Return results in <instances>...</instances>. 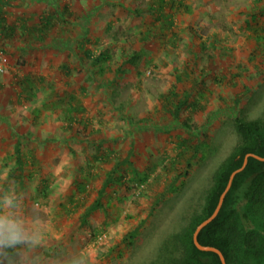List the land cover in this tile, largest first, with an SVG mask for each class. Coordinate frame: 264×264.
I'll list each match as a JSON object with an SVG mask.
<instances>
[{
  "label": "rangeland",
  "instance_id": "rangeland-1",
  "mask_svg": "<svg viewBox=\"0 0 264 264\" xmlns=\"http://www.w3.org/2000/svg\"><path fill=\"white\" fill-rule=\"evenodd\" d=\"M182 1L174 45L161 31L156 0H12L5 8L14 29L0 33V218L15 222L21 235L0 238V264H151L178 255L174 234L201 210L215 171L239 143L234 118H264V14L247 19L261 13L264 0ZM52 11H63L62 20L36 39L29 28ZM147 28L153 31L144 39L139 33ZM86 48H108V67L119 74L98 75ZM133 55L135 63L121 65ZM178 71L187 80L176 82ZM26 76L35 83L30 99L18 85ZM174 83L181 96L205 90V108L184 110L178 120L175 98L162 97ZM57 97L75 108V121L44 108ZM187 117L195 127L180 122ZM17 141L31 155L23 170ZM184 171L177 189L160 198ZM97 197L103 205L81 225ZM237 210L234 250L245 264H264V189ZM140 223L127 245L123 238ZM249 230L256 250L241 245Z\"/></svg>",
  "mask_w": 264,
  "mask_h": 264
},
{
  "label": "trees",
  "instance_id": "trees-1",
  "mask_svg": "<svg viewBox=\"0 0 264 264\" xmlns=\"http://www.w3.org/2000/svg\"><path fill=\"white\" fill-rule=\"evenodd\" d=\"M11 2L12 0H0V33L2 34H10V32H13L12 30L14 29V27H12L13 25L8 23L6 18L7 14L5 13V8L10 7ZM156 4L158 12L160 14L159 17H161L166 6V0H156ZM258 14L263 15L264 9L261 11V13L250 11L247 15V19L252 20L253 22L255 21V19H257ZM63 16V11L60 13H55L54 11L46 13L44 17L41 18L39 26L32 30H30L29 28V31L35 33L36 39L41 40L43 39L44 35L47 34L49 29L54 28L56 23L62 20ZM166 25V22L162 23L161 27L163 30H165ZM20 31L24 34L27 32L26 21L23 23ZM83 54L89 65L95 68L97 67L95 69V72H97V74L100 76L105 73V69L108 67V63L112 60V55L108 48L101 50L99 53H95L91 49L86 48L84 49ZM127 61H130V63H135L136 56L133 55L132 57L126 58L121 65H124ZM62 70H67L66 73L71 75V69H68L67 65L63 64ZM176 79V82L179 83L187 80L186 77L180 72L177 74ZM18 85L20 86L22 92L28 94V99L33 96L35 83L29 77H24V79H22V81L19 82ZM175 89L176 83H174L173 87L170 89L169 95L166 96L163 94L162 97L166 98V100H171V97L175 98L177 102H174L173 113L178 120L180 119L181 112H183L184 110H189L194 113L197 112V108H199L200 110L205 108V106L201 104V100L205 96V90L200 91L196 96H194L192 91L188 92L185 96H181V93L179 91L177 92ZM50 102L51 103H49V105H52L54 108L61 107V105L64 104L62 97H57V99ZM65 106L66 107L63 112L70 121H75V116H77V113L74 114L75 108L68 105ZM35 111L36 115L40 113V109L38 108L35 109ZM191 119L192 117H187L180 122H182L188 129H191L195 127L189 122V120ZM234 122L240 137L239 143L236 145L231 154L223 161L220 167L215 171L213 183L206 195L201 210L193 213V215L190 216L188 224L179 232L174 234L173 239L175 243L179 245L181 250L179 251L177 256L167 258L166 261L164 260L160 262H153L151 264H223L216 252L204 251L199 249L195 245L193 241L194 231L203 220L208 218L210 214L214 212L218 204L220 195L224 191L231 173L242 166L245 155L251 152L264 157V118L248 120L242 115H237L234 118ZM14 157L16 159L18 168L22 169L24 165L27 164L26 160H28V157H26L25 153L22 152L20 141H17L15 144ZM119 164L117 163L116 166H114L108 173V176L104 180L102 188L100 189V196L103 190L113 182V178L117 172ZM185 174H187V171H184L182 173L180 172L178 175H175L173 181L166 186L165 191L160 195V198H163L168 191L177 189L175 185L176 182L179 180V177L184 176ZM145 177L146 176L140 177V181H144ZM84 188L85 184L83 183L81 184L79 191ZM263 189L264 160H260L255 157H249L244 169L234 176L231 187L225 195L219 213H217V216L206 226H204L198 234L199 242L202 245L214 246L218 248L224 254L227 264H245V261L241 257H239V254H236L234 250L235 243L232 238V227L237 219L236 214H238L237 205L240 200L249 198L251 194L257 193L258 191ZM157 201H155L152 207H150V214L153 212L152 209L156 207L158 203ZM103 203L104 202L101 201L100 197H97L93 202L89 203L80 217L81 225H89L90 216L96 210H98L103 205ZM107 223V220H105V225ZM141 228L142 223L133 227L125 235L123 241L127 245L132 244L136 237L139 235ZM241 245L245 249L249 248V250L258 249L259 243L256 233L251 230L246 231L242 237ZM12 249V246L8 247V253H11ZM112 251H114V248H111L103 253L107 255ZM164 257H167V255H165Z\"/></svg>",
  "mask_w": 264,
  "mask_h": 264
},
{
  "label": "crops",
  "instance_id": "crops-1",
  "mask_svg": "<svg viewBox=\"0 0 264 264\" xmlns=\"http://www.w3.org/2000/svg\"><path fill=\"white\" fill-rule=\"evenodd\" d=\"M170 1L171 0H166V6H165V8H164V10H163V15L161 16V18H162V20L164 21V22H166L167 23V25L165 26V30H163V29H161V31L163 32V34L164 35H167V34H169V36L167 35V40H169V43H171L172 45H174V43H176L177 42V36H179V35H174L175 33H176V29H173L174 28V26H176V23L174 22V19H175V15L176 14H179L180 12H179V8H178V6L181 4L182 6H183V1L182 0H173V1H171L172 3H170ZM174 2H176V4H178L177 6L174 4ZM156 4V3H155ZM169 8V12H167L166 11V8ZM160 15V14H159ZM173 22V23H172ZM58 23V22H57ZM162 26V25H161ZM176 27H178V25L176 26ZM152 29L151 28H147L145 31H142V32H140L139 34H141V36H143L145 39H148V38H150V35H151V33H152ZM103 50V49H102ZM101 51V50H100ZM99 51V52H100ZM98 52V53H99ZM122 64V63H121ZM106 71H105V73L102 75V76H104V75H106L107 74V72H110V71H112L113 73H115L116 75L117 74H119L118 73V68H116V69H113L112 70V68L110 69L109 67H107L106 69H105ZM63 98V97H62ZM51 103V102H50ZM58 103H60V102H58ZM65 107L66 106H64L63 104L61 105V107H58V108H54L52 105L50 106L49 105V103H46V104H44V108L45 109H49V110H54V111H56V110H64L65 109ZM53 108V109H52ZM26 157H31V155H29L28 153H27V155H26ZM93 202V201H92ZM87 207V206H86ZM99 210V209H98ZM98 210H96L95 211V213L98 211ZM93 215V214H92Z\"/></svg>",
  "mask_w": 264,
  "mask_h": 264
},
{
  "label": "water",
  "instance_id": "water-1",
  "mask_svg": "<svg viewBox=\"0 0 264 264\" xmlns=\"http://www.w3.org/2000/svg\"><path fill=\"white\" fill-rule=\"evenodd\" d=\"M249 157H255V158H257V159L264 160V157H262V156H260V155H257V154H255V153H251V152H250V153H247V154L245 155L242 166L239 167V168H237L236 170H234V171L231 173L230 178H229V180H228V183H227V185H226L224 191H223V192L221 193V195H220V198H219L218 204H217V206H216L214 212H212L208 218H206L205 220H203V221H202V222L196 227V229H195V231H194V234H193V241H194L195 245H196L199 249H201V250H204V251H214V252H216V253L219 255V257H220V259H221V261H222L223 264H227L224 254H223L218 248H216V247H214V246L202 245V244L199 242V240H198V234H199L200 230H201L204 226H206L209 222H211V221L217 216L216 214L219 213V211H220V209H221V206H222V204H223V201H224L225 195H226V193L229 191V189H230V187H231V184H232V181H233V179H234V176H235L238 172H240V171H242V170L244 169V167L246 166V164H247V162H248V158H249Z\"/></svg>",
  "mask_w": 264,
  "mask_h": 264
},
{
  "label": "clouds",
  "instance_id": "clouds-1",
  "mask_svg": "<svg viewBox=\"0 0 264 264\" xmlns=\"http://www.w3.org/2000/svg\"><path fill=\"white\" fill-rule=\"evenodd\" d=\"M20 235L21 230L15 222L5 218H0V238L17 241L20 239Z\"/></svg>",
  "mask_w": 264,
  "mask_h": 264
},
{
  "label": "built area",
  "instance_id": "built-area-1",
  "mask_svg": "<svg viewBox=\"0 0 264 264\" xmlns=\"http://www.w3.org/2000/svg\"><path fill=\"white\" fill-rule=\"evenodd\" d=\"M3 70V66H2V64L0 63V71H2Z\"/></svg>",
  "mask_w": 264,
  "mask_h": 264
}]
</instances>
